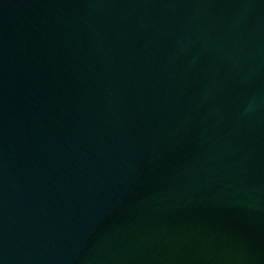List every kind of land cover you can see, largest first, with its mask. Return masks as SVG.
<instances>
[{
  "label": "water",
  "instance_id": "1",
  "mask_svg": "<svg viewBox=\"0 0 264 264\" xmlns=\"http://www.w3.org/2000/svg\"><path fill=\"white\" fill-rule=\"evenodd\" d=\"M0 264H264V0H0Z\"/></svg>",
  "mask_w": 264,
  "mask_h": 264
}]
</instances>
